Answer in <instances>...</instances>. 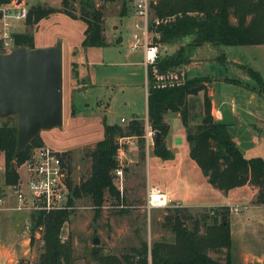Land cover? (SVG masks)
<instances>
[{
  "label": "rangeland",
  "instance_id": "rangeland-1",
  "mask_svg": "<svg viewBox=\"0 0 264 264\" xmlns=\"http://www.w3.org/2000/svg\"><path fill=\"white\" fill-rule=\"evenodd\" d=\"M23 1L28 9L40 6L53 10V13L36 25L29 27L21 23L15 28V34H31L34 48L61 44L63 123L59 128L41 132L39 138L43 146L60 153L70 181L72 184H79L90 173L91 161L88 154L103 138L104 126L115 125L124 128L130 121L143 120L145 117L148 80L146 81L144 76L142 51L129 52L133 23L136 18L126 0H68L66 8L62 0ZM82 3L93 4L103 13L106 43L104 47L86 48L82 46L86 27L84 20L80 17ZM123 7L127 11L125 17L121 16ZM69 11L74 17L69 16ZM184 44L185 41L171 46L159 45V54L174 56L178 48ZM216 48L222 52L227 50V53H235V56L245 63L241 66L257 72L264 84L263 46ZM193 55L192 53L189 55L190 63L181 67L179 72L176 70L175 73L163 76L161 84H170L168 77L171 76L173 80L177 77L180 83L186 78H192L193 74L197 77L217 79H224L225 76L226 80L249 86L261 95L257 81L249 77L240 68V64L235 65L242 71L241 76L232 74V70L219 61L213 63L204 53L199 55L202 63L198 68L192 69L190 74L184 73L185 67L191 64V58L195 56ZM224 58L227 63L225 56ZM152 73L156 74L155 66L152 68ZM208 78H206V83H209ZM122 118L125 123H121ZM7 119L0 120V125ZM12 122L13 120L10 119L9 123ZM184 150L180 149L181 155L186 153ZM139 153L140 148L137 146L133 156L134 162L125 171L122 190L113 178V184L123 197V202H116L106 194L101 214L96 220H93L94 210L88 197L74 199V209L66 210L73 213L61 228L60 240L62 243L69 240L72 242L73 264H96L93 256L99 253L121 256L129 252L131 247L139 246L140 242H146L150 247L154 241L162 238L169 242L172 241V234L164 225L168 209L151 211L145 209L148 186L160 187L166 193L171 190L170 186L177 190L180 203L188 204L190 202L184 197L186 191L196 186L199 187L196 185L199 176L205 183L207 181L195 165H192L194 170L188 169V162L192 164L188 155L184 158L181 173L178 175V167H171L169 160L158 158L152 147L148 152L144 149V160L140 159ZM247 156L264 159V146L250 150ZM20 165L18 167L15 165L13 170L16 169L19 174L22 180V190L26 194V190L23 189L26 176L23 166ZM5 169L4 159V164L0 169V196L7 194L4 184ZM215 201L211 203L247 207L245 211L239 214L232 213L229 216L233 263L237 264L238 261L244 259L242 258L244 255L261 251V245H264L261 244L260 239L264 234V205L255 204L252 201V195L243 191L233 196L220 194ZM5 206L14 207V198L8 196ZM202 209L187 208L191 216H195ZM26 224L30 225L28 233L24 232ZM187 224L191 227V222ZM39 234L40 228L34 227L26 212L11 209L0 212V264L35 263L43 244ZM94 238L99 240L97 246L92 245ZM210 256L217 257L213 253H210ZM216 259L224 260V257L218 255Z\"/></svg>",
  "mask_w": 264,
  "mask_h": 264
},
{
  "label": "trees",
  "instance_id": "trees-1",
  "mask_svg": "<svg viewBox=\"0 0 264 264\" xmlns=\"http://www.w3.org/2000/svg\"><path fill=\"white\" fill-rule=\"evenodd\" d=\"M10 0H0L8 3ZM68 0H62L66 8ZM152 29L158 35L160 46H171L185 41L178 48L177 54L161 56L155 63L158 75L175 73L188 64L189 55L195 48L209 45L211 47L263 46L264 47V0H153ZM80 17L86 27L83 47H104L103 13L90 3H82ZM53 13L52 9L40 6L28 9L25 25L33 26ZM127 11L123 7L121 16ZM69 16L74 17L69 11ZM154 21H158L155 24ZM15 46L34 48L33 36L29 33L14 35ZM218 61L226 65L224 56ZM190 63V62H189ZM240 68L256 80L264 97V84L259 74L250 68ZM147 118L154 132H158L160 142L154 144V154L163 160L171 158L165 145L169 126L164 122L167 113L179 114L185 128V140L189 157L200 169L207 182L215 189L229 191L249 185L256 189L255 204L264 205V159H246L232 140L226 125L214 120L211 115L210 100L205 92L206 78H186L179 84H158L152 73L147 72ZM224 81L236 85L239 82ZM204 91L201 109L193 107L192 96ZM12 119L13 122L9 123ZM14 118H9L0 125V150L4 154L6 169L4 184L17 182L18 173L10 171L12 162L18 167L36 148L42 147L39 136L28 148L14 158L16 149V125ZM194 122V123H193ZM143 120H132L124 128L104 126L103 138L89 152L90 173L79 184L68 183L74 199L88 197L94 210L93 220L101 214L105 195L116 202H123L119 190L113 184L112 171L116 167L114 159L117 139L124 136H137L140 148L139 157L145 159ZM127 167L123 169L125 174ZM73 198V199H72ZM164 225L172 234V241L159 239L149 247L146 242L131 247L129 252L121 255H95L96 264H232L231 232L228 207L214 209L203 208L191 216L185 207L167 208ZM72 211L61 210L49 214H31L30 221L36 229L40 228L42 249L35 263L29 264H73V247L69 240L62 243L60 233L62 226L69 220ZM187 222H191V227ZM210 253L222 255L224 260L210 256Z\"/></svg>",
  "mask_w": 264,
  "mask_h": 264
},
{
  "label": "built area",
  "instance_id": "built-area-1",
  "mask_svg": "<svg viewBox=\"0 0 264 264\" xmlns=\"http://www.w3.org/2000/svg\"><path fill=\"white\" fill-rule=\"evenodd\" d=\"M131 7L136 20L133 23V33L129 52L142 51V64L145 80L147 81L148 68H154L159 56L158 35L152 27V2L153 0H126ZM28 8L23 0H10L8 3H0V52L8 53L15 46V28L24 23L27 17ZM155 24L158 21H154ZM158 84H161L163 76L154 75ZM171 78V79H169ZM170 84H179L177 77H168ZM164 86L165 84H161ZM121 123H125L122 118ZM154 131L151 128L148 118L143 119L144 149L149 151L154 147ZM137 136H124L117 139V149L114 156L116 167L112 171V177L119 183L122 190L124 183L123 169L131 165L135 148L138 146ZM4 154L0 150V169L4 164ZM23 166L25 182L22 190V180L18 174L16 183L6 185L7 194L0 196V212L11 209L19 212H26L29 216L34 213L49 214L61 210H72L74 204L70 202L71 193L68 188V171L63 163L59 152L47 146L36 148L31 155L20 165ZM9 189V190H8ZM11 196L15 200V206L7 208L5 200ZM73 199V198H72ZM179 207L174 204L169 196L162 190L149 187L145 198V209H165ZM247 209L246 206L233 205L229 207L230 214H239ZM24 232H30V225L24 226Z\"/></svg>",
  "mask_w": 264,
  "mask_h": 264
},
{
  "label": "crops",
  "instance_id": "crops-1",
  "mask_svg": "<svg viewBox=\"0 0 264 264\" xmlns=\"http://www.w3.org/2000/svg\"><path fill=\"white\" fill-rule=\"evenodd\" d=\"M202 53L208 56L207 58L213 63L218 61L220 55L225 56L229 62H227L226 65L232 70V74L241 76L240 73H242V71L239 70V67H236L237 65L235 64H240L241 66L243 64L245 65V63H243L239 57H236L235 53H227V50L222 52L219 48L211 47L209 45L195 48L192 51V54L195 56L193 55L194 58H191V64L185 67L184 73L190 74L192 69L196 70L198 68V66L202 63L199 58V55ZM192 76L197 77L194 74ZM208 79L210 80L209 83L205 84V92L210 100L212 117L214 120L222 122L226 125L229 135L235 142L236 146L241 150L245 158H258L252 156L248 157L247 154L250 150H253L261 145L264 146V97L246 85L227 83L224 79L210 77ZM203 98L204 91H201L196 96L191 97L193 107L196 111L201 109ZM145 117H147V104ZM164 122L169 126V132L165 139L166 148L171 154V158L168 160L171 162V167H178V175H180L181 166L184 164V158L187 155L189 157L188 145L185 140V128L181 123L179 114H173L170 112L165 114ZM184 147H186V150H184ZM181 148L186 151L185 154L183 153L181 155ZM191 161L192 164L189 162L187 164L188 169L194 170L192 165H195L198 168L196 163L193 160ZM206 183L200 176L198 177L196 185H199V187L196 186L195 188L186 191L184 194L185 200L190 202L188 204L180 203L177 190L172 189L170 186L169 188L171 190L169 193H166V191L160 187H151L158 188L162 191L164 190L163 192L169 196L174 204L193 209L233 206L218 203L213 205L211 202L217 200L220 194L233 196L236 193H241L242 191L250 193L252 195V201L255 202L257 191L249 185L233 189L228 193H223L222 191L213 188L207 181ZM260 239L261 244H264V234ZM249 255H244L242 257L244 259L238 261L237 264H264V245H261V251H254ZM232 259L231 255V261ZM232 264H234L233 261Z\"/></svg>",
  "mask_w": 264,
  "mask_h": 264
},
{
  "label": "water",
  "instance_id": "water-1",
  "mask_svg": "<svg viewBox=\"0 0 264 264\" xmlns=\"http://www.w3.org/2000/svg\"><path fill=\"white\" fill-rule=\"evenodd\" d=\"M15 118L16 149L22 154L41 132L63 123L62 47L29 48L16 46L0 52V120ZM160 142L154 133V144ZM15 163L10 165V171ZM99 240L94 238L92 245ZM96 253V252H95Z\"/></svg>",
  "mask_w": 264,
  "mask_h": 264
}]
</instances>
